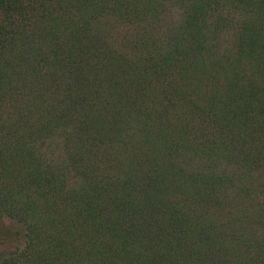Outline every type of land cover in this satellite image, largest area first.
Here are the masks:
<instances>
[{"label":"trees","instance_id":"trees-1","mask_svg":"<svg viewBox=\"0 0 264 264\" xmlns=\"http://www.w3.org/2000/svg\"><path fill=\"white\" fill-rule=\"evenodd\" d=\"M1 218L0 264H264V0H0Z\"/></svg>","mask_w":264,"mask_h":264},{"label":"rangeland","instance_id":"rangeland-1","mask_svg":"<svg viewBox=\"0 0 264 264\" xmlns=\"http://www.w3.org/2000/svg\"><path fill=\"white\" fill-rule=\"evenodd\" d=\"M19 227L8 218L0 219V259L5 257L9 251L22 246L24 231L19 229ZM16 232L17 234L15 235Z\"/></svg>","mask_w":264,"mask_h":264}]
</instances>
